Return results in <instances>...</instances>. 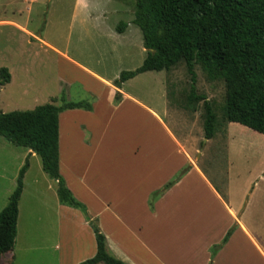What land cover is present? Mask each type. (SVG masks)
Here are the masks:
<instances>
[{"label":"rangeland","instance_id":"obj_1","mask_svg":"<svg viewBox=\"0 0 264 264\" xmlns=\"http://www.w3.org/2000/svg\"><path fill=\"white\" fill-rule=\"evenodd\" d=\"M105 2L94 1L90 11L95 15L91 14L89 18L82 17V10L76 8V0H0V70L8 69L13 77L12 82L1 89V111H32L51 104V101H57L59 105L64 96L68 101H86L97 106L94 117L79 118L93 126L95 144L86 148L76 144L68 152L65 142L62 145V154L71 160L80 157L88 161L96 155L103 158L101 165L105 170L101 168L99 175V165L94 163L95 175L100 177L92 181L94 194L82 192L77 180L72 178L70 183L76 191L75 196L86 204L90 217H96L103 208L99 198L116 200L119 210L128 214L134 227L145 229L144 237H149L150 253L154 257L162 256L170 258L171 263L184 264L194 254L201 253L200 243L194 238L199 237L202 230L195 229L193 223L199 219L200 211L208 210L209 213L212 199L198 176L184 173L188 170L185 165L174 179L185 177L189 184L185 189L190 190L184 195H181L183 190L165 195L160 208L163 214L157 218L145 211L142 206L144 194L156 187L162 176L173 173L183 161L176 145L170 140L166 142L159 124L145 110L151 109L162 119L165 117L164 122L176 137L187 139L189 157L217 188L226 193V197L230 196L235 207L247 211L250 229L256 230L264 240V136L239 124L226 123L223 81H211L199 65L195 66L196 95L204 96L217 116L216 134L206 141L204 102L191 101L193 85L185 62L168 72H149L126 82L123 91L133 99H124L114 112L109 88L98 84L43 44L49 42L81 64L115 81L122 72L140 68L147 53H143L142 32L131 24L134 14L129 13L124 0L102 4ZM99 8H106L111 14L103 19L100 12L96 13ZM2 21L26 26L40 42L31 41ZM121 23L130 25L127 32L118 31ZM28 157L27 149L16 147L0 136V209L8 195L15 191L20 168ZM29 164L14 263L56 264L52 248L55 241L58 244L62 229L67 227L78 242L81 240L86 249H92L95 238L84 215L74 209L78 219L70 217V222L63 227L56 181L44 172L38 155L29 157ZM72 166L81 173L87 164L72 161ZM189 204L194 206V214L185 213ZM194 216L197 218L186 232L185 221ZM207 216V220H211V214ZM103 227L111 238L114 228L109 227L108 216L103 218ZM241 243L245 245L243 241ZM128 248L140 264H155V260L144 254L134 241L128 242ZM4 256L0 258L1 264H6Z\"/></svg>","mask_w":264,"mask_h":264},{"label":"trees","instance_id":"obj_2","mask_svg":"<svg viewBox=\"0 0 264 264\" xmlns=\"http://www.w3.org/2000/svg\"><path fill=\"white\" fill-rule=\"evenodd\" d=\"M133 25L140 29L147 56L135 71L121 73L114 82L115 103L122 101V86L148 72L170 71L185 62L192 79L191 101L204 102V139L216 134L217 116L204 96L196 95L195 66L199 65L211 81L226 86V123L239 124L264 136V0H135ZM126 23L118 27L124 33ZM11 81L6 68L0 70L1 89ZM92 111L89 102H67L60 106L41 105L32 111L3 113L0 109V136L10 144L27 149L42 160L44 172L58 185L61 205L79 210L91 227L97 252L79 264H126L107 251L106 237L93 220L86 205L67 187L59 169V116L65 111ZM29 161L19 172L17 187L8 205L0 212V258L14 250L19 218V203ZM180 178L155 192L151 205L170 190ZM236 230L232 227L220 245L211 250L212 259L228 243ZM12 264V263H8Z\"/></svg>","mask_w":264,"mask_h":264},{"label":"crops","instance_id":"obj_3","mask_svg":"<svg viewBox=\"0 0 264 264\" xmlns=\"http://www.w3.org/2000/svg\"><path fill=\"white\" fill-rule=\"evenodd\" d=\"M94 1L97 0H76V8H78V10H82L81 11L82 17L89 16V18H91L90 16L94 11H90V9H91V4H93ZM98 1H106L105 3L102 4H108L109 1H113V0H98ZM124 1L126 3L129 13L135 14L136 1L135 0H124ZM94 7H96L95 4ZM107 7L108 5L106 6V8ZM106 8L103 9L104 11L100 8L96 11L97 14L99 12L101 13V18L103 19H106L107 16L111 14V12L106 11ZM94 15L95 14H92V16ZM2 22H4L3 24L5 25H9L16 28L18 31L25 34L28 38H30L31 41L40 42V39L37 36H35L30 30H28L26 26L19 25L11 21H2ZM131 24L133 25V21H131ZM129 27L130 25L127 24V28L125 29L124 33L127 32ZM43 44L47 48H50L51 50L58 53L60 56L64 57L70 63L76 65L78 68L83 70L84 73H86L98 84L103 85L105 88H109L110 90L109 96L111 97L112 100L111 105H113L114 112L118 111L117 107L121 106L124 99L127 98L133 99V97L124 93L123 87L126 84L125 83L122 86V90L120 91L122 93V101L116 104L115 95L117 93V89L114 87L113 84L115 82V79L107 78L104 75L81 64L77 60L71 58L67 52H63L59 50L49 42L44 41ZM145 51L147 53V50L143 48V53ZM12 79L13 77L11 76L10 83L12 82ZM57 96H61V95H56V97ZM66 101L72 102L68 100ZM51 102L54 105H57L58 103L57 101H51ZM81 102H86V101H81ZM73 103H79V102H73ZM61 104L62 103H60L57 106H60ZM145 110L150 114L152 119H154L156 123L159 124L160 129L163 131L166 137L165 138L166 142L170 140L173 144L176 145V147L178 148V152L181 155H183V161L176 167L174 172L171 173L170 175L162 176L163 179L161 180V182L156 187L151 188L148 192L144 194L142 206L144 207L145 211L150 216H156L153 218H157L159 214H163L162 210H160V208H162L161 201L163 198L167 196V194H171L174 191L183 190V193L181 195H184L185 191L190 190V189H185L189 184L188 181L186 182L185 177L182 176L180 180L170 190H168L165 194H163L159 199H157L154 202L153 206L151 205L152 195L155 192L162 190L167 183L174 180V178L178 176V173L184 170L185 165H187L188 170L185 171L184 173H187V175L194 174L195 176H198V178L201 180L204 186H206V189L208 190V192H210L211 195L212 204H209L210 206L209 213H207L208 210L207 211L203 210L200 211L201 214L197 221L194 222L195 218H197L196 216H194L192 220L185 221L186 226H184L183 228L185 229L186 232L187 229L190 228V225L193 222H194L193 226L195 227V229L202 231H200L201 234L199 235V237L196 236L194 238L195 241H198L200 243L201 253L199 254L198 252L194 254L193 258H189L184 264H252L255 261L256 264H264V240L260 239V236L256 230L252 231L250 229V226L248 225V220L246 218L247 211L245 212L241 210L239 206L235 207V205L232 204L231 202L230 196L226 197V193L222 189L217 188L213 183L214 181L211 180L208 177V175L198 166L196 161H194L191 157H189L190 150L188 149V145H186L187 139L184 140L182 138L179 139L178 137H176V135L170 129L166 121L164 122L165 117H163L164 119H162L156 112H154L151 109L146 108ZM96 111H97V106L92 105V111H86L82 109L68 110L63 112L59 116L60 174L64 178L67 187L70 189V191L73 193L76 199H77V197L75 196L76 191L73 190V187L70 183L71 179L74 178L77 180V184L79 185L78 188L82 189V192L86 191L88 193L94 194V191L91 190L92 181L94 178L95 180L97 178L99 180L100 177H98V175L101 168L105 170V166L101 165L102 164L101 162H103V158L100 159V157L96 155V156H92V158H90V160L88 161H86L85 159L82 160V158L80 157L75 160H71L70 158L64 157V155L62 154L61 152L62 145L65 142L67 152L69 151V148H71V146H76V144H78V146H83L85 148L93 146L95 144V138L93 135L94 128L87 121L79 120V118L94 117ZM28 153H29V157H34L36 155L32 151H28ZM29 157L26 160L29 161ZM72 161H84L87 164V166L81 173H77L75 171V168L72 166ZM95 162H97L99 165L98 175H95L96 174V170L94 168ZM29 168H30V164H29ZM21 169L22 167L20 168V170ZM92 171L94 172V174H92L93 173ZM28 172L29 169L25 174L24 181ZM24 190L19 203L18 226L21 218V203L25 192ZM12 193L8 195V199L6 198L5 202L3 203V206L0 209V212L8 205L9 198L12 195ZM191 193L192 192H190V194ZM77 200L80 201L79 199ZM99 200L101 201L103 208L101 209L100 212L97 213L96 217L91 216V218L97 221V224L99 228L100 227L102 228L100 229L103 233L104 232L103 218L104 216H108V225L110 228L112 226L114 228L111 231L112 237L110 238V236L106 232H104L103 234L106 237L107 251L110 255L123 261L126 264H140L139 262L134 260L132 256V252L128 248V242L132 243L134 241L135 244H138L139 247L145 252L144 254L149 255L151 258L155 260L154 261L155 264H176L174 262L171 263V261L168 260L170 258L166 259L165 257L163 258L162 256L154 257L150 253L151 249L149 246L150 244L149 237L146 238L144 237L145 229L143 227H134L128 214L119 210L118 208L119 206H117L116 200L105 199V198L102 199L99 198ZM80 202L83 203L82 201ZM121 202H125V201L122 200ZM192 203H194L193 200ZM136 205L138 207V202L136 203ZM192 206H193L192 204L186 206L184 209L185 213L194 214L195 208L194 206L193 207ZM60 210H61L60 212H62L61 220L63 227L66 225L67 221L70 222L69 221L70 217L72 218V220H74L75 218L78 219V214L73 208L61 205ZM207 214L209 215L211 214V220H207L208 217ZM202 218L203 220H201ZM234 226L236 227V230L230 237L228 243L212 259V255H211L212 248L214 246L220 245L223 239L225 238L227 232ZM65 229L67 230V232ZM89 229H91L90 226ZM90 231L91 233H93L92 229ZM242 241L245 245H242V243L239 244ZM52 249H53V255L56 256L57 258L56 264H79L95 256L97 252V243L95 239L93 248L86 249L85 246L82 244L81 240L78 242L77 237L71 235L70 227H67L64 228V230L62 229V233L58 238V244L56 245V241H55V246ZM4 258L6 264L8 263L15 264L14 262L16 260V256L14 255V250L12 252L6 253Z\"/></svg>","mask_w":264,"mask_h":264}]
</instances>
